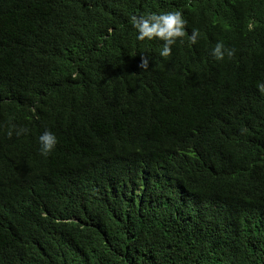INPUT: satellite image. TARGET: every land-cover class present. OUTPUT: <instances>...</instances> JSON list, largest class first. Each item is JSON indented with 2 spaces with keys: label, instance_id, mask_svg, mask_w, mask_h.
I'll return each instance as SVG.
<instances>
[{
  "label": "trees",
  "instance_id": "trees-1",
  "mask_svg": "<svg viewBox=\"0 0 264 264\" xmlns=\"http://www.w3.org/2000/svg\"><path fill=\"white\" fill-rule=\"evenodd\" d=\"M260 82L264 0H0V264H264Z\"/></svg>",
  "mask_w": 264,
  "mask_h": 264
},
{
  "label": "clouds",
  "instance_id": "clouds-1",
  "mask_svg": "<svg viewBox=\"0 0 264 264\" xmlns=\"http://www.w3.org/2000/svg\"><path fill=\"white\" fill-rule=\"evenodd\" d=\"M129 23L136 32V40L139 42L158 40L162 42L159 55L168 58L172 54L174 45L184 43L186 36L185 25L186 20L180 10L151 12L142 15H131ZM199 31L192 30L188 37L189 45H195L199 39ZM234 48L226 47L223 41H218L211 49V55L216 61H224L227 57L231 59L235 55ZM149 66V59L142 56L140 67L146 69ZM258 90L264 94V82L257 84ZM15 126H11L7 132L9 138L13 135ZM27 128H19L15 130V135L19 136L27 133ZM39 153L42 156H48L53 152L58 143L56 135L45 130L39 135Z\"/></svg>",
  "mask_w": 264,
  "mask_h": 264
}]
</instances>
